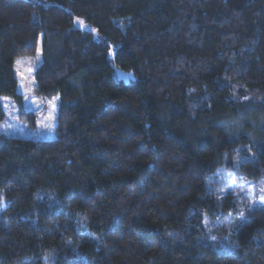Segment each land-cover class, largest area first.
Here are the masks:
<instances>
[{
	"label": "trees",
	"instance_id": "1",
	"mask_svg": "<svg viewBox=\"0 0 264 264\" xmlns=\"http://www.w3.org/2000/svg\"><path fill=\"white\" fill-rule=\"evenodd\" d=\"M40 36L55 138L0 135V264H264V204L204 227L233 160L264 179V0H0V98L32 120L14 62Z\"/></svg>",
	"mask_w": 264,
	"mask_h": 264
},
{
	"label": "rangeland",
	"instance_id": "2",
	"mask_svg": "<svg viewBox=\"0 0 264 264\" xmlns=\"http://www.w3.org/2000/svg\"><path fill=\"white\" fill-rule=\"evenodd\" d=\"M81 22L78 21L77 24L83 29L91 30L88 24ZM41 41L42 37L40 36L36 52L33 55L20 56L14 62V73L18 80L17 93L22 96L23 110L34 113L36 117L32 120L22 115L21 106L12 97H1L0 101L4 111V117L0 121L1 136L34 141H49L55 138L59 98L57 96L52 98L41 96L35 90V73L42 63ZM38 49L40 52L39 59L36 58ZM28 60L35 62L26 63ZM117 77L128 82L133 78V75L118 70ZM243 158L244 156L240 155L239 159L233 160L231 166L218 173L219 176L216 178L211 191L218 197L216 204L218 215L214 219L206 218L204 224L206 233L211 234L213 229L221 228L225 232L226 239L230 240L229 237L244 224L246 220L245 213L264 204V200H261V197L264 196V193L261 192V188H264V179L253 182L240 177L239 164ZM229 192L234 194L237 206H233L235 208L232 210V207L228 206V209L225 210L223 203H220V199L227 197L226 194ZM5 207V196L0 193V214ZM210 239H213V236Z\"/></svg>",
	"mask_w": 264,
	"mask_h": 264
},
{
	"label": "snow or ice",
	"instance_id": "3",
	"mask_svg": "<svg viewBox=\"0 0 264 264\" xmlns=\"http://www.w3.org/2000/svg\"><path fill=\"white\" fill-rule=\"evenodd\" d=\"M82 23V22H81ZM39 55H40V52H39V49L37 50V59H39ZM35 61H32V60H28V61H26V63H29V64H31V63H34ZM18 63H20V62H18ZM30 70V69H29ZM55 105H54V102H53V107H54ZM261 192L262 193H264V188H261ZM261 200H264V196H262L261 197Z\"/></svg>",
	"mask_w": 264,
	"mask_h": 264
}]
</instances>
